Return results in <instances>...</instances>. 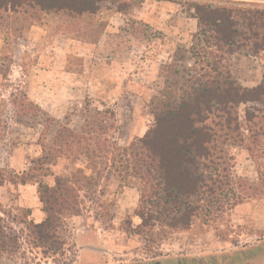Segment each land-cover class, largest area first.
<instances>
[{
	"label": "rangeland",
	"instance_id": "obj_1",
	"mask_svg": "<svg viewBox=\"0 0 264 264\" xmlns=\"http://www.w3.org/2000/svg\"><path fill=\"white\" fill-rule=\"evenodd\" d=\"M198 1L97 0L94 12L79 15L3 13L0 224L17 240L0 252V264H82L90 251L102 264H146L180 255L190 264H204L215 262L211 256L222 262V254L264 240V135L256 136L264 103L236 107L238 132L246 139L228 147L224 165L218 164L245 202L231 209L228 201L212 222L196 221L179 231L159 224L142 227L138 211L152 208L143 201L142 182L134 178L132 166L114 160L119 148L154 126L157 99L170 91L173 78L167 66L178 49L190 50L196 43L192 4ZM211 2L264 5V0ZM224 58L241 87L263 81L264 52H233ZM200 62L188 53L177 65L198 71ZM249 113L257 118L248 121ZM71 135L86 138L83 147L111 152L90 164ZM79 171L89 182L76 185L80 214L61 216L57 235L65 244L60 250L41 247L33 227L46 218L42 186L52 187L57 176L70 179ZM199 254L205 257L193 260Z\"/></svg>",
	"mask_w": 264,
	"mask_h": 264
},
{
	"label": "trees",
	"instance_id": "obj_2",
	"mask_svg": "<svg viewBox=\"0 0 264 264\" xmlns=\"http://www.w3.org/2000/svg\"><path fill=\"white\" fill-rule=\"evenodd\" d=\"M6 1H9L7 5L0 4V19L4 18L3 13L8 16L22 10L23 14L30 10L86 14L96 10L97 0ZM192 6L198 20L196 43L190 50L178 49L174 62L167 66L173 78L170 91L157 99L154 126L145 137L129 147L119 148L114 157L116 162L132 166L134 178L142 182L143 201L152 206L137 213L144 228L159 224L173 231L186 230L196 221L208 219L209 223L218 218L228 201H232L231 209L245 202L242 191L237 194L230 186L229 174H221L226 170L221 172L218 163L224 165L223 155L228 147L244 143L246 134L238 132L236 107L248 102L264 103V79L254 88L241 87L224 64V56L242 51L264 52V5L199 0ZM188 53L202 59L198 71L196 66L192 70L177 65V61L186 60ZM254 118L256 114H248V121ZM259 119L261 132L256 136L264 135V112ZM70 137L88 155L90 164L94 163V157L111 152L102 146L83 147L86 138ZM55 152L61 154L63 150ZM214 163L218 164L217 168L212 167ZM78 174L70 179L57 176L54 186H42L40 194L46 218L33 227L41 247L60 250L65 244L57 235L60 218L65 213L80 214L76 185L89 184L83 171ZM25 183L28 181L22 182ZM5 230L0 224V252L8 251L17 240L10 238Z\"/></svg>",
	"mask_w": 264,
	"mask_h": 264
},
{
	"label": "crops",
	"instance_id": "obj_3",
	"mask_svg": "<svg viewBox=\"0 0 264 264\" xmlns=\"http://www.w3.org/2000/svg\"><path fill=\"white\" fill-rule=\"evenodd\" d=\"M237 249L238 250H236V251L243 250L245 253L241 256L236 255L237 257L235 256V259L233 256L231 257L229 254V253H233V252H229L227 254H222V255H224L223 261L222 262L219 261L218 263H220V264H231L233 262V264H264V240L256 241L255 244L248 245L245 247L241 246V248H237ZM95 252L96 251H90V252L85 253V254H89L90 256L87 255L86 257H84L81 260L82 264H84V263H86V264H88V263L102 264L100 261H98L97 258H95V256H94V254H96ZM209 255H211V254H209ZM212 255H214V254H212ZM216 256H217V254H216ZM184 257H185L184 255L176 256L175 258L168 256V257H166L165 260H163V263L164 264L171 263V261H173L176 258H183V260L185 261V259H187V258L186 257L184 258ZM203 257H205V256H203V254H199V255H196L193 260H195V259L199 260V258L202 259ZM211 257L215 258V256H211ZM216 260L218 261V259H216ZM212 261H214V260H212ZM185 262H184V264H187ZM215 262H205L204 264H215ZM188 264H190V263L188 262ZM196 264H202V263L197 262Z\"/></svg>",
	"mask_w": 264,
	"mask_h": 264
},
{
	"label": "flooded vegetation",
	"instance_id": "obj_4",
	"mask_svg": "<svg viewBox=\"0 0 264 264\" xmlns=\"http://www.w3.org/2000/svg\"><path fill=\"white\" fill-rule=\"evenodd\" d=\"M234 254H230V256L232 257H234V259H235V256L237 255H243L245 252L243 251V250H239V251H235V252H233ZM236 256V257H237ZM212 258V260H214V261H216L215 262V264H220V263H218V261L215 259V258H213V257H211ZM232 261V260H231ZM184 260H183V258H176V259H174L173 261H171V263H168V264H184ZM185 263H187L188 264V262L186 261ZM84 264H86V263H84ZM88 264H91V263H88ZM146 264H164L163 263V261H157V262H149V263H146ZM231 264H233V262L231 263Z\"/></svg>",
	"mask_w": 264,
	"mask_h": 264
}]
</instances>
